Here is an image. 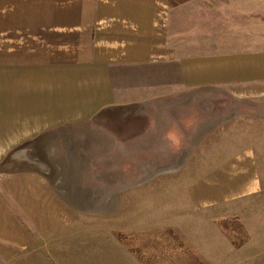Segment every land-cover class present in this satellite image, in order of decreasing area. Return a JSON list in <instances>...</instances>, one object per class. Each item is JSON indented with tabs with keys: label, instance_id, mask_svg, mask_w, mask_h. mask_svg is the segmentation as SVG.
<instances>
[{
	"label": "crops",
	"instance_id": "obj_1",
	"mask_svg": "<svg viewBox=\"0 0 264 264\" xmlns=\"http://www.w3.org/2000/svg\"><path fill=\"white\" fill-rule=\"evenodd\" d=\"M210 93L263 111L264 0H0V264H215L213 220L264 207V135L147 198L48 159L161 153L164 115Z\"/></svg>",
	"mask_w": 264,
	"mask_h": 264
},
{
	"label": "rangeland",
	"instance_id": "obj_2",
	"mask_svg": "<svg viewBox=\"0 0 264 264\" xmlns=\"http://www.w3.org/2000/svg\"><path fill=\"white\" fill-rule=\"evenodd\" d=\"M233 101L228 94L220 96L210 93L209 98L196 95L190 103L195 104L190 105V109L179 112L177 119H173L171 114L164 115L167 123L161 127L164 139L163 152L128 154L129 160L126 164L124 162L126 158L120 157L125 153H66L64 156L60 154L59 159H55L57 153H53L48 159L57 169L64 168L60 177L66 181L67 186L73 184L72 178L75 177L77 182L78 178L87 176L82 172L78 175V167L95 166L96 170L98 168L102 170L100 173L96 171L90 177H98L96 179L99 186L107 184V181L120 182L128 178L129 182L138 181L143 184L134 191L140 196L145 193L146 198L152 194V190L149 189L153 185L161 184L166 189L181 188L184 183L202 176L216 164L232 157L238 149L251 146L253 140L264 135V103L261 105L263 111L256 112L250 107L254 105ZM198 102H202L201 108ZM184 133L187 134L189 142L181 143L178 140ZM68 139L66 137V146ZM83 143L86 144L85 141ZM49 147L51 149V146ZM181 150L183 151L180 153ZM173 151L177 153H172ZM82 156L86 157L87 161ZM42 160L45 161L44 158ZM45 163L48 165V162ZM105 193L106 191L102 192L101 199ZM162 197L165 199V194ZM250 200L251 198L247 197L240 207L242 215L234 214L239 221L230 220L233 218L232 215L225 216L222 220H213L221 237L215 264H264V222L256 221L257 225L254 223V228L257 230L252 232V237L248 236V228L251 226L248 221L251 219L252 211L255 213V208L259 210L262 214L257 217L264 220V207H249ZM164 201L162 205L169 204ZM177 236L182 242L180 234Z\"/></svg>",
	"mask_w": 264,
	"mask_h": 264
}]
</instances>
